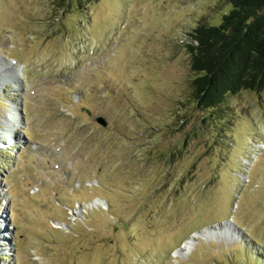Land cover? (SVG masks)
I'll use <instances>...</instances> for the list:
<instances>
[{
    "label": "rangeland",
    "instance_id": "obj_1",
    "mask_svg": "<svg viewBox=\"0 0 264 264\" xmlns=\"http://www.w3.org/2000/svg\"><path fill=\"white\" fill-rule=\"evenodd\" d=\"M226 2L0 0V264H264V88L203 119L180 40Z\"/></svg>",
    "mask_w": 264,
    "mask_h": 264
},
{
    "label": "trees",
    "instance_id": "obj_2",
    "mask_svg": "<svg viewBox=\"0 0 264 264\" xmlns=\"http://www.w3.org/2000/svg\"><path fill=\"white\" fill-rule=\"evenodd\" d=\"M228 3L231 8L219 24L198 22L180 39L190 55L193 106L208 111L203 119L222 113L229 94L264 88V0Z\"/></svg>",
    "mask_w": 264,
    "mask_h": 264
},
{
    "label": "bare ground",
    "instance_id": "obj_3",
    "mask_svg": "<svg viewBox=\"0 0 264 264\" xmlns=\"http://www.w3.org/2000/svg\"><path fill=\"white\" fill-rule=\"evenodd\" d=\"M10 66H11V65H10ZM15 69H16V68H15ZM3 80H4V82H8V79L5 78V77L3 78ZM9 113H10L11 116H13L14 113H15V108H14V110H13V109H10V110H9ZM14 117H15V115H14ZM9 119H10V118H9ZM3 135H4V137H6V134H3ZM1 137H2V136H1ZM1 215H2V214H1ZM2 220H3V216H0V221H2ZM230 223H231V222L228 221V223H225V224H230ZM1 224H4V220L2 221ZM225 224H223V226H224ZM231 224H232V223H231ZM231 224H230V225H231ZM3 226H5V225H2V228H3ZM223 226H220V227H223ZM218 227H219V226H218ZM209 229L216 230V229H217V226L214 227V228H205L204 230L200 231V232L198 233V235H199V236H201V235H202V236L205 235L206 233H208V231H210ZM229 231H230V230H229ZM209 233H211V232H209ZM187 239H193V240H194V238H187ZM184 242H185V241H184ZM184 242H183V243H184ZM188 244H189V243H184V245L181 246L179 249H182V247H184V249H185V248L188 246ZM179 249H178V250H179ZM184 249H183V250H184ZM181 251H182V250H181ZM6 252H7V251H6ZM178 252H179V251H178ZM8 253H9V252H8ZM8 253H7V254H8ZM8 255H9V254H8Z\"/></svg>",
    "mask_w": 264,
    "mask_h": 264
},
{
    "label": "water",
    "instance_id": "obj_4",
    "mask_svg": "<svg viewBox=\"0 0 264 264\" xmlns=\"http://www.w3.org/2000/svg\"><path fill=\"white\" fill-rule=\"evenodd\" d=\"M97 120L104 126H106V121L103 117L99 116L97 117ZM203 230V229H202ZM201 231V230H200ZM190 238V237H189ZM181 247V246H180ZM179 249V248H178Z\"/></svg>",
    "mask_w": 264,
    "mask_h": 264
}]
</instances>
